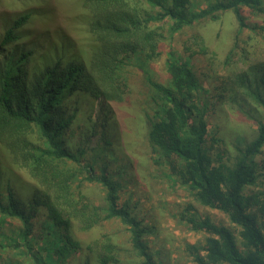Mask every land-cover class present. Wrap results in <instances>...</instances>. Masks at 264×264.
Wrapping results in <instances>:
<instances>
[{"label": "trees", "instance_id": "obj_1", "mask_svg": "<svg viewBox=\"0 0 264 264\" xmlns=\"http://www.w3.org/2000/svg\"><path fill=\"white\" fill-rule=\"evenodd\" d=\"M78 1L88 13L91 40L83 60L64 62L59 54L52 65L31 72L28 62L35 51L20 43V28L33 10H23L0 28V145L27 166L37 183L36 191L24 194L0 176V257L7 256L0 264H163L145 241L156 233L155 226L144 225L121 201L133 164L123 155V144L115 141L113 123L111 134L106 128L113 119L107 104L95 121L88 107L98 98L123 102L135 68L152 104L145 113V137L153 164L166 167L170 180L185 186L200 205L221 211L234 226L198 217L194 205L187 203L180 219L191 230L204 232V243L190 248L193 260L264 264V230L247 209L255 195L244 194L248 186L264 184V63L250 65L239 76L240 86L262 114L251 137L230 148L224 138L207 135L209 104L197 95L202 80L187 59L169 49L165 81L148 63L161 55L155 48L163 33L171 37L224 13L233 14L237 25L228 59L244 49L241 35L249 28L244 10L264 21V0H211L198 10L190 7L191 0ZM261 32L264 36V27L255 35ZM81 112L90 126L100 127L93 147L73 142L78 135L88 138L79 129L86 124ZM125 173L130 175L126 184ZM93 186L102 192L98 204L88 197ZM112 220L123 225L125 242L118 240L122 231L106 229ZM75 224L95 237L82 242L75 236Z\"/></svg>", "mask_w": 264, "mask_h": 264}, {"label": "rangeland", "instance_id": "obj_2", "mask_svg": "<svg viewBox=\"0 0 264 264\" xmlns=\"http://www.w3.org/2000/svg\"><path fill=\"white\" fill-rule=\"evenodd\" d=\"M206 1L211 0H191L190 7L198 10L205 7ZM27 9L34 13L32 12V18L20 28V43L26 49L32 48L35 51L28 62L31 72L32 68L40 69L52 65L55 56L59 54L64 62L79 61L86 57L91 43L86 28L89 18L78 0H0V28ZM247 10H244V15L249 28L243 30L240 45L244 49H238L228 59L233 42L232 33L237 26L231 13H224L216 21L202 19L198 24L185 27L171 37L166 32L163 33L164 39H160L155 48L156 53L159 51L161 55L155 54L148 61L157 72L158 78L165 81L168 50L173 49L178 57L187 59L202 80L197 95L209 104L207 135L215 133L216 136L224 138L229 148L233 146L232 143H243L245 138L251 137L256 119L262 114L261 106L240 86L239 80V76L250 65L264 63V36L262 32L255 35L259 32V27H264V21ZM135 69L131 72L129 92L123 102L94 99L91 105L87 104L91 108L90 118L95 121L102 114L100 107L107 104L106 110L110 111L113 119L107 122L106 128L108 130L109 123H113L115 141L123 144H119L120 149L130 159L128 163L133 164L128 171L132 174V180L128 181V173L124 175V184H129L122 188L121 201L127 202L131 211L143 220L144 225L155 226L156 233L145 237L148 250L154 252L155 259H163V264H196L190 248L192 245L200 247L204 243V232L191 230L180 219L179 213L185 205L192 203L198 217L208 216L216 223L230 228L234 226L221 211L200 205L185 186L170 180L166 176V167L153 164L145 137L148 124L145 113L150 111L152 104L141 71ZM88 98L86 96V100ZM212 108L215 110L212 111ZM80 118L86 124H79V129L84 130L88 138L83 140L78 135L80 138L76 137L73 142L81 147H93L100 136V127L90 126L84 112H81ZM108 132L112 133L109 130ZM76 147L75 145L73 149ZM120 149L117 147L121 153ZM11 154L0 145V176L6 178L18 192L26 194L36 191V179L27 166L21 165ZM88 191V197L98 204L102 194L100 188L93 186ZM244 194L255 195L249 199L247 209L256 215L264 230V184L248 186ZM108 224L106 229L109 232L122 231L118 240L125 242L126 233L121 229L123 225L118 220H112ZM234 232L238 238L237 230ZM74 233L82 242L95 237V232L83 231L78 224L74 226ZM6 257L4 253L1 254L0 262ZM91 260L94 261V258Z\"/></svg>", "mask_w": 264, "mask_h": 264}]
</instances>
